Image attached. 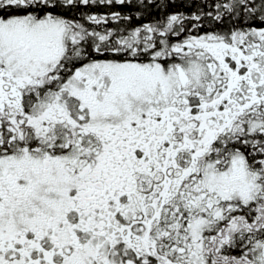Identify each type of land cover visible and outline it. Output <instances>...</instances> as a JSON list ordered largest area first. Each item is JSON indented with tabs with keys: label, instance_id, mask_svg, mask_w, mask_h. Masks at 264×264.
<instances>
[{
	"label": "snow or ice",
	"instance_id": "snow-or-ice-1",
	"mask_svg": "<svg viewBox=\"0 0 264 264\" xmlns=\"http://www.w3.org/2000/svg\"><path fill=\"white\" fill-rule=\"evenodd\" d=\"M0 264H264V0H0Z\"/></svg>",
	"mask_w": 264,
	"mask_h": 264
}]
</instances>
